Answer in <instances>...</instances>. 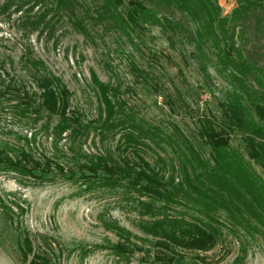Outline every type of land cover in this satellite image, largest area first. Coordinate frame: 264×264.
<instances>
[{
  "label": "rangeland",
  "instance_id": "obj_1",
  "mask_svg": "<svg viewBox=\"0 0 264 264\" xmlns=\"http://www.w3.org/2000/svg\"><path fill=\"white\" fill-rule=\"evenodd\" d=\"M209 1L219 7L220 18L230 19L240 6L245 8L241 18L240 14L232 16L224 39L234 60L251 65L250 72L231 65L223 70L219 53L209 50V43L197 40L194 24L175 10H161L158 16L173 22L174 34L151 23L142 25L141 31L120 32L88 22L85 36L57 24L47 39L23 26L27 14L23 11L31 4L18 12L16 2L0 0V57H9L17 68L23 53L31 50L68 89L70 109L92 125L88 137L72 147L67 138L62 139L55 149L52 138L41 132V124L26 125L0 111V144L31 149L36 156L54 155L63 165L72 150L80 152L79 144L81 153L88 156L119 155L126 129L104 131L103 136L93 130L100 124V108L105 115L95 86L99 82L116 90L118 99L113 102L122 103L120 106L131 111L144 129L153 126L162 137L170 134L174 139L172 131L176 128L191 142L196 140L206 156L208 150L196 137L197 120L209 116L220 123L225 105L236 100L245 105L256 102L262 92L257 82L264 81V16L261 10L247 7V2L257 0ZM135 69L142 74L136 75ZM140 140L145 145L137 148L138 153L163 169L165 177L172 168L180 170V159L167 140L157 144ZM231 144L239 148V137L234 136ZM123 154L133 157L131 149ZM254 168L264 180L263 172ZM139 200L145 198L120 187L89 185L82 180L47 182L0 169V264H23L16 245L19 230L32 241L34 253L53 256L51 264H174L155 259V239L141 227L150 218L139 212ZM174 209L173 213L181 211V207ZM4 212L13 216L11 228L4 221ZM260 234L235 237L224 229L223 239L215 248L200 254L205 261H194L193 253L181 252L185 259L178 264H264V231Z\"/></svg>",
  "mask_w": 264,
  "mask_h": 264
},
{
  "label": "trees",
  "instance_id": "obj_2",
  "mask_svg": "<svg viewBox=\"0 0 264 264\" xmlns=\"http://www.w3.org/2000/svg\"><path fill=\"white\" fill-rule=\"evenodd\" d=\"M13 1L18 12L23 11V6L32 5L23 11L27 13L23 26L47 39L53 36L57 24L67 25L85 36L88 22L120 32L141 31L142 25L151 23L164 26L174 34L173 22L158 16L161 10H175L194 24L193 35L197 40L209 43V50L219 53L223 70L229 65L243 72L253 69L234 60L224 39L225 30L231 28L232 16L240 14L241 18L246 13L242 6L229 19L220 18L219 7L209 0ZM247 3V7L261 10L264 16V0ZM38 6L40 8L33 12ZM19 65L16 68L9 57H0V111L26 125L41 124V132L52 138L55 149L62 139L67 138L72 147L88 137L92 125L84 121L79 112L70 109L71 94L62 81L49 73L31 50L23 53ZM135 73L142 74L136 69ZM95 84L105 115L100 108L97 120L100 124L93 126V130L103 136L104 131L126 129L122 135L123 152L117 156H88L81 153L79 144L80 152L71 149L72 156L63 165L54 155L36 156L31 149L3 143L0 144V169L47 182L82 180L89 185L120 187L124 192L145 198L137 205L139 212L150 220L141 227L155 239L158 261L166 259L168 263L178 264L185 259L181 252L193 253L194 261H205L200 254L215 248L223 239L224 229L235 237H254L264 231V180L254 168L255 165L264 174V81L257 82L262 92L256 102L245 105L236 100L235 104L225 105L220 123L209 116L197 120L196 137L208 150L206 156L201 154L196 140L191 142L176 128L172 131L174 139L170 134L162 137L160 130L153 126L144 129L131 111L126 112L120 106L122 103L113 102L118 99L115 89L99 82ZM234 136L239 137L242 151L232 146ZM141 137L155 144L167 140L180 159V170L172 168L165 177L163 169L146 161L137 149L145 145ZM25 142L30 145L27 139ZM130 149L133 157L123 154ZM177 171L180 174L176 178ZM174 207H181V211L173 213ZM4 215L5 223L11 228L14 225L12 214L4 212ZM16 234L23 264H51L53 256L49 252L34 253L28 235L20 230Z\"/></svg>",
  "mask_w": 264,
  "mask_h": 264
}]
</instances>
